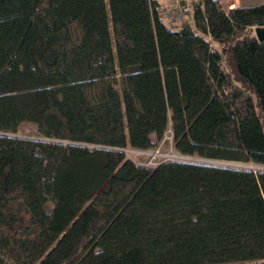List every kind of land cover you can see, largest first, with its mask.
Segmentation results:
<instances>
[{"label":"trees","instance_id":"1","mask_svg":"<svg viewBox=\"0 0 264 264\" xmlns=\"http://www.w3.org/2000/svg\"><path fill=\"white\" fill-rule=\"evenodd\" d=\"M183 11L0 0V264H264V168L125 153L264 167V3Z\"/></svg>","mask_w":264,"mask_h":264},{"label":"rangeland","instance_id":"2","mask_svg":"<svg viewBox=\"0 0 264 264\" xmlns=\"http://www.w3.org/2000/svg\"><path fill=\"white\" fill-rule=\"evenodd\" d=\"M228 0H226L227 2ZM230 1V0H229ZM242 2L244 4L248 3V4H257L259 2L264 3V0H242ZM174 2H171V4L173 5ZM175 3H178L175 2ZM174 3V4H175ZM163 17L165 19L169 18V15L164 13ZM183 22L182 23H186L185 22V18L181 19ZM181 20L176 21L175 23H179ZM109 29H111V24L109 22ZM12 135L15 136H19V137H27V138H34V139H38L41 138V136L39 135L38 131H37V127L35 124L31 123V122H23L19 125V127L17 128L16 132L13 133ZM171 138V132L170 130H167L164 137L160 140L158 146L160 147L161 152L166 153V152H170V153H175L180 155V153H178L174 147H173V142ZM155 148V147H154ZM153 148V149H154ZM150 150V149H149ZM125 153L128 157H133L134 159H141V160H147L148 157L146 155L144 156H139L138 154H135L133 151H131L130 148H126ZM182 156V155H181ZM184 160H192V161H199V162H205V163H213V164H223V165H228V166H234V167H242V168H249V169H253V170H261L262 166H258V165H254V164H250V163H241V162H227V161H217V160H206V159H200L197 157H188L185 156ZM144 161V162H145ZM200 263L201 264H206L207 263V259L203 258L200 259Z\"/></svg>","mask_w":264,"mask_h":264},{"label":"built area","instance_id":"3","mask_svg":"<svg viewBox=\"0 0 264 264\" xmlns=\"http://www.w3.org/2000/svg\"><path fill=\"white\" fill-rule=\"evenodd\" d=\"M217 2L225 10L229 9V7L225 4L227 3L226 0H217ZM174 6H178V3H175ZM173 16L176 21H179L181 19V16L176 13H174ZM131 151H133L135 154H142V155H146L147 157L149 156L148 159L145 161V164L147 165H154L157 162H160L162 160H167V159L169 160L170 159H173V160H184L185 159V156L184 155L181 156V154L178 155V154L170 153V152L163 153L161 152L159 146L155 147L154 149H150V150L131 149Z\"/></svg>","mask_w":264,"mask_h":264},{"label":"crops","instance_id":"4","mask_svg":"<svg viewBox=\"0 0 264 264\" xmlns=\"http://www.w3.org/2000/svg\"><path fill=\"white\" fill-rule=\"evenodd\" d=\"M160 1L163 2L164 4L169 5V6H174V3L178 1V6H180L183 10H186V11H183L182 14H180L181 19L185 18V22L186 23H188V22L192 23V11H193V8H194V3L197 0H160ZM171 2H174L173 5L171 4ZM259 3H262V2H259ZM225 4L229 8L236 7V6H239V5H252V4H248V3L244 4L242 2V0H230V1L228 0L227 3H225ZM174 22H175V18H174ZM182 22L183 21L181 20L177 24H180Z\"/></svg>","mask_w":264,"mask_h":264},{"label":"water","instance_id":"5","mask_svg":"<svg viewBox=\"0 0 264 264\" xmlns=\"http://www.w3.org/2000/svg\"><path fill=\"white\" fill-rule=\"evenodd\" d=\"M254 33L259 41H264V27L256 26L254 28Z\"/></svg>","mask_w":264,"mask_h":264}]
</instances>
